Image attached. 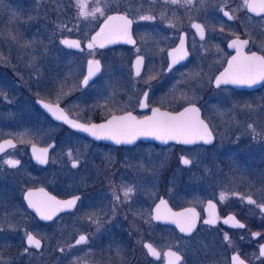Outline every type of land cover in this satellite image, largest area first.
Returning <instances> with one entry per match:
<instances>
[{"label": "flooded vegetation", "instance_id": "flooded-vegetation-1", "mask_svg": "<svg viewBox=\"0 0 264 264\" xmlns=\"http://www.w3.org/2000/svg\"><path fill=\"white\" fill-rule=\"evenodd\" d=\"M204 1L216 11H202L199 0H191V3L179 0L175 4L168 1L164 12L156 1L159 7L146 15L154 19H140L139 23L125 13L132 21V42L129 43L108 47L94 45L91 49L85 46L112 12L98 20L88 38L68 36L78 40L80 47L64 48L76 54H91L86 61L76 62L79 66L74 73V87L61 101L49 97L60 93V75L55 87L49 90L46 87L48 92L33 100L38 112L55 125V129L50 135H42L40 140L18 141L10 134L0 136V140L12 137L15 141L14 146L0 153V220L5 223L6 230L0 232V244H7L4 257L15 260L16 251L24 245L27 253L36 255L39 264H55L62 255L58 242L62 228L75 234L66 264H165V251L173 248L162 245L154 230L176 229L154 217L157 205L163 200L167 209H195L197 224L194 232L188 236L176 232L187 238L199 231L202 250L211 249L210 253L199 252V264H235L232 258L237 255L244 264H264V255L260 251L264 245V212L258 207L264 204V137L248 133L247 138V134H237L234 130L230 131L227 140H218L219 132L215 131L216 126L208 118L202 103L219 101V91L227 92L223 99L234 100L236 105L249 98L264 100V81L250 89L216 83L217 76L234 54L264 56V13L249 12L245 0ZM225 12L229 15L225 16ZM193 24L203 27V38ZM181 37L187 57L173 64V50L181 45ZM233 40L249 42L238 51L229 46ZM138 56L143 57L139 75ZM90 60L99 61V70L94 69L95 74L85 85L83 81L88 76ZM36 99L58 104L70 117L85 123L128 113L143 117L155 108L175 112L194 104L210 127L212 140L193 145L143 141L118 145L96 141L51 119L37 106ZM141 103L146 106L141 107ZM66 134L81 139V144L72 146L70 141L64 140ZM49 145L46 165L36 162L33 155ZM138 146L143 147V153L136 159L135 148ZM57 148L61 150L56 158L59 163L53 168L50 186L44 174L53 163L51 153ZM67 149H71V155L64 154ZM182 157L191 163L184 165ZM73 159L79 161L75 168L71 163ZM9 160H18L19 164L11 165L7 163ZM173 177L199 180V204L190 203L178 208L172 205L170 180ZM127 186L133 187L134 192L125 199L122 189ZM36 188H44L58 199H79L71 210L44 220L25 202V193ZM151 191L154 196L149 194ZM114 192L120 197L119 201L114 200ZM221 193L225 194L223 200ZM248 196L255 204L248 202ZM209 201L215 207L210 208ZM141 206L145 210L144 216L139 210ZM161 210L165 212V206H161ZM213 218L215 224L205 223ZM237 222L245 227H236ZM28 233L41 241L39 249L27 244ZM81 234L87 241L76 245ZM48 235L51 245L46 244ZM99 235L105 245L94 248L90 239ZM146 244L152 245L157 255L149 254ZM43 251H47L45 256L41 255ZM180 255L182 259L178 264L184 262ZM25 257L26 253H23L19 259Z\"/></svg>", "mask_w": 264, "mask_h": 264}, {"label": "rangeland", "instance_id": "rangeland-1", "mask_svg": "<svg viewBox=\"0 0 264 264\" xmlns=\"http://www.w3.org/2000/svg\"><path fill=\"white\" fill-rule=\"evenodd\" d=\"M156 1H159L161 12L165 11L167 2H171V0H147L144 3L141 1L131 3L128 0H83L86 12L92 13L96 8H100L103 14L95 12V15L80 16L76 0H0V136L10 134L18 141L40 140L42 135H50L55 129V125L38 112L33 100L55 87L57 77L60 75V93L52 96L50 94L49 97L60 101L67 98L70 88L74 87V73L76 66H79L76 62L86 61L91 55L76 54L64 48L65 46L60 44L62 38L77 35L82 39L88 38L97 27L98 20L118 4L124 6L121 12L133 17L135 23H139L142 15L146 16L153 12L154 8L159 7ZM199 9L205 12L216 11L204 0H199ZM226 93L219 91V101H202L208 118L213 120L216 126L215 131L219 132L217 139L227 140L230 131L234 130H237V134H247V138L248 133L261 134L264 137V100L249 98L239 101L236 105L234 100L223 99ZM64 140L70 141L72 146L81 144V139L67 134ZM70 150L67 149L64 154L69 155ZM60 151V148H57L53 154L51 153L53 163L49 164L44 174V177L47 176L44 179H49L46 181L50 186L52 172L58 167L59 158H56ZM141 153L143 147H136V159ZM170 183V199L175 208L190 203L199 204V180L186 181L173 177ZM149 194L154 196V191ZM139 210L144 216V208L141 206ZM3 230L6 231L5 223L0 220V232ZM59 231L61 235L58 236V242L60 251L61 249L63 251L55 264H66L70 242L75 234H69L62 228ZM154 232L162 240V245H168L182 254L184 257L182 264H199V252H211V249L202 250L199 244V231L187 238L180 236L174 229L155 228ZM48 236L46 244L51 245V236ZM90 244L94 248H102L105 245L100 235L93 236ZM6 247V242L0 244V264H39L36 255L27 253L24 245L23 249L16 251L15 260L10 259V256L4 257ZM23 253H26V257L21 260L19 257ZM46 254L47 251H43L41 255Z\"/></svg>", "mask_w": 264, "mask_h": 264}, {"label": "snow or ice", "instance_id": "snow-or-ice-1", "mask_svg": "<svg viewBox=\"0 0 264 264\" xmlns=\"http://www.w3.org/2000/svg\"><path fill=\"white\" fill-rule=\"evenodd\" d=\"M77 5L80 9L79 15L80 16H88V15H95V12H101L100 8H96L92 13H88L85 11L86 5L83 3V0H76ZM173 4L178 3L179 0H171ZM191 3V0H188ZM245 4L250 7L253 11L259 8L260 11L264 12V0H245ZM225 16L229 14L227 12L224 13ZM231 18V17H229ZM141 20H151L154 19L152 16H141ZM132 21L129 20L124 15H116V16H109L108 19L105 21V25L101 28L99 32L96 33L95 36L92 37L91 41L88 43L87 47L89 49L93 48L95 43L98 40H103L111 42L113 37L119 38H126L128 37V28L131 25ZM192 27L196 28L200 36L203 38L204 36V29L200 24H193ZM64 45L68 47H80V42L78 40L70 41L64 39L61 41ZM129 42H132L129 39ZM248 40H233V42L229 45L230 47H235L238 49L242 45L248 44ZM184 39L181 37V45L174 49V59L173 64L177 63L178 60H182L185 58L186 52L183 47ZM100 47H104V43H100ZM143 62V57H137V75L140 74V65ZM89 75L85 77L83 83L85 85L88 84L89 79L95 73L93 72V65L96 66V71L99 70V61H89ZM171 67V65H170ZM224 77L223 80L221 78H217V85L221 83H234V84H252L255 83L258 79H264V56H257L256 53H252L251 56H243L238 55L233 57L231 61H229V68L225 70L224 73L221 74ZM145 98H147L148 93H144ZM144 103H141V107H145ZM48 107V105H45ZM199 110L195 107L186 108L183 112L179 113L178 115H171L169 113H160L158 109H153V115L150 117H144L143 119H137L136 117L132 116L131 113H128L124 116H112L110 120L107 121L106 124L100 125H80L75 124L72 121H68L69 124L72 125L74 128L82 129L85 132L90 133L93 136L103 135L107 138L113 139L116 143H132L133 140L137 136H155L158 139H162L165 142L168 139L178 140L179 142L185 144L194 143L196 140H203L205 143L211 142L212 136L211 132L208 129V126L199 119ZM191 114V115H189ZM58 119L65 120L66 117L61 112ZM6 144L9 146H13L11 141H7ZM0 150H3V146H0ZM46 149L43 150L38 157L40 159L46 153ZM71 155V154H69ZM182 163L184 165H189L191 161L186 158L182 157ZM7 163L11 165L19 164L18 160H9ZM72 167H77L79 161L77 159H73L71 161ZM123 195L125 199H128L130 195L134 192L133 187L127 186L123 187L122 189ZM32 193L29 192L27 194V199L31 207L36 208L38 212H41L44 215L45 210H47L50 214L44 215L45 219H51V214H54L53 206L55 209H59L60 207L64 208H72L79 197H74L71 200L67 201H56L54 198H49V202L47 203H37L32 200ZM113 198L116 201L120 200V197L113 193ZM225 198V194H220V199L223 200ZM250 204H255V201L252 199L251 196L246 197ZM161 206H165V212L161 213ZM209 207L213 208L215 205L211 201H209ZM262 212H264V204L258 206ZM156 216L155 219H166L169 217H174V222L180 225V230L182 232L190 233L193 228L195 227V218L196 212L195 209H186L184 212L181 213H171L170 210L166 208V202L161 200L160 204L157 205L156 208ZM234 218V217H230ZM91 219V217H89ZM228 221L225 220V223ZM208 224H215L216 219H209L205 221ZM236 227L243 228L245 227L244 224L237 222ZM27 235V244L29 246H34L35 248L39 249L41 247V241L36 239L34 235L31 233ZM254 236H259L260 233H253ZM225 239L228 240L229 237L226 235ZM87 237L85 235H80L79 238L75 241L76 245H80L86 243ZM71 247V246H70ZM145 247L149 250L152 255H157V252L152 247V245L148 244ZM25 251L27 252L28 249L26 248ZM63 251V249H61ZM261 254L264 255V245L260 247ZM167 256L173 258L169 261V264H175V262L180 261L182 258L175 252H168ZM233 261L235 264H244L243 260L239 259V256H233Z\"/></svg>", "mask_w": 264, "mask_h": 264}, {"label": "water", "instance_id": "water-1", "mask_svg": "<svg viewBox=\"0 0 264 264\" xmlns=\"http://www.w3.org/2000/svg\"><path fill=\"white\" fill-rule=\"evenodd\" d=\"M247 10H248L249 12H251V13H254V14H261V13H264V12L260 11L259 8H257L255 11H253V10H252L250 7H248V6H247ZM116 15H124V16H126V17L130 20V18H129L124 12H120V11H118V12H112V13H110V14L105 18V20L103 21V23H102V25L100 26L99 30L95 31V32L90 36V39H89L87 42H85V46H86V47H87L88 43L91 41L92 37L95 36L96 33L99 32V31L101 30V28L105 25V21L108 19V17H109V16H116ZM64 39H67V40H70V41H75V40H76V39H74V38H69V37H64V38H62V39L60 40V44H61L62 46H65V47H68V46H67V45H64V44L61 42V41L64 40ZM129 39L131 40V25H130L129 28H128V37H126V38L113 37L112 40H111V42L105 41V40H103V38H101V40H98V41L95 43V45L98 46V47H100V43L103 42V43H104V47H108V46L115 45V44H117V43H121V42L129 43ZM87 48H88V47H87ZM241 54H242L243 56H251V55H252V54L244 55V53H236V54H234L232 57H230V58L228 59L227 64H226L225 68L223 69V71L221 72V74L224 73L225 70L229 68V61H231L233 57H236V56L241 55ZM257 56H258V55H257ZM185 57H187V56L185 55ZM94 69H96V68H93L92 70L94 71ZM88 70H89V66H88ZM221 74H220L219 76H217V78H221V80H223L224 77H222ZM88 75H89V73H88ZM91 77H92V76H91ZM260 81H264V79H258V80L256 81V82H258V83L255 82V83H252V84H234V83H230V82H229V83H225V84H230V85L235 86V87H243V88H248V89H250V88H255V87H257L258 85H260ZM35 102H36L37 106H39L43 111H45V112L47 113V115H49V117H50L51 119H53V120H55V121H57V122H60V123H62V124H64V125L68 126L70 129H72V130H74V131H76V132H79V133L85 135L86 137H88V138H90V139H93V140H96V141H103V142H108V143H111V144H118V145H122V144H123V145H132V144H134V143H136V142H138V141H143V142H155V143L160 144V145H166V144H168V143H179V144H184V145H193V144H196V143L204 142L203 140H196L194 143H191V144H185V143L179 142L178 140H173V139H168V140L165 142L164 140H162V139H158V138L155 137V136H137V137L133 140L132 143H124V142L116 143L115 140L110 139V138H107V137H105V136H103V135H99V138H98L97 136H93V135H91L90 133L83 131L82 129L74 128V127H72L71 124L68 123V121H72V122L75 123V124H80V125H85V126H90V125H93V124L100 125V124H106L107 121L110 120V119L112 118V116H124V115H111V116H109V117H107V118H105V119H103V120H101V121H98V122H89V123H85V122H82V121H79V120H77V119H74V118L70 117V116H69V115H68V114H67V113H66V112H65V111H64V110L58 105V104H52V103H49V102H46V101H43V100H40V99H36ZM45 105H48V107H45ZM190 107H195L196 109L199 110V113H198V115H199V119L202 120V121L208 126V129H209L210 127H209L208 123H207V122L202 118V116H201V111H200V109H199L196 105H194V104H189V105H187V106L183 107L182 109H180V110H178V111H175V112L167 111V110H161V109H158V108H155V109H158L160 113H169V114L175 116V115H178L179 113L183 112L186 108H190ZM61 112H62L63 115L66 117L65 120H61V119H58V118H57V116H59ZM152 115H153V110H152L148 115L143 116V117H136V116H134V115H132V116L136 117L137 119H143L144 117H150V116H152ZM189 115H191V114H189ZM209 131H210V129H209ZM211 136H212V134H211ZM211 140H212V139H211ZM7 141H11V144L14 146L15 141H14V139H13L12 137H6V138L2 139V140H0V146H3V150H0V153L3 152L4 150H6V149L9 148V147H12V146H9L8 144H6ZM50 148H51V145L42 148L41 151H40V153H39V151L36 152L35 155H33L35 161L38 162V163H40V164H42V165H46V163H47V152L49 151ZM45 149H46L47 151H46V153L44 154V156L41 157L40 159H38V157L40 156L41 152H42L43 150H45ZM29 192H31V193L33 194V195H32V200H33L34 202H37V203H47V202H49V198H54L56 201H61V202L73 199V198L58 199V198H56L55 196L49 194L44 188H36V189H30V190H28V191L25 193V202H26L27 206H28L33 212H35V213H36L41 219H44V220H50V219H45V218H44V215H48V214H50V213H49L47 210H45L44 215H42L41 212H38V211L36 210V208L31 207L30 204H29L28 199L26 198V197H27V194H28ZM73 207H74V206H73ZM73 207H72V208H73ZM72 208H64V207H60L59 209H55V206H53L54 214H51V218H53V217H54L57 213H59V212H62V211H69V210H71ZM186 209H194V208H192V207H184V208H181V209H178V210H174V209H171V208L168 207L167 210H170L171 213H181V212H184ZM195 212H196V211H195ZM161 213H164V211L161 210ZM196 216H197V214H196ZM154 217H155V216H154ZM161 220H162V222H164V223L171 224L172 226L175 227V229L177 230L178 233H180L181 235H185V236L191 235V234L194 232V230H195V228H196V224H197V218H195V227L193 228V230H192L190 233H188V232H182V231L180 230V225H178L177 223L174 222V220H175L174 217H169V218L161 219ZM81 235H84V234H81ZM79 236H80V235H79ZM79 236H78V238H79ZM35 238H36V237H35ZM78 238H77V239H78ZM36 239H37V238H36ZM146 245H148V244H146ZM33 247H34V246H33ZM153 248H154V247H153ZM147 251H148L149 254H151V253L149 252L148 249H147ZM155 251H156V250H155ZM170 251H171V252H175V253H177L178 255H180V254H179L177 251H175L174 249L166 250V251H165V258H166V259H165V264H169V261H170L171 259H173V258H171V257H169V256L166 255V254H167L168 252H170ZM151 255H152V254H151ZM180 256H181V255H180ZM180 261H181V260H180ZM180 261L175 262V264H178Z\"/></svg>", "mask_w": 264, "mask_h": 264}, {"label": "trees", "instance_id": "trees-1", "mask_svg": "<svg viewBox=\"0 0 264 264\" xmlns=\"http://www.w3.org/2000/svg\"><path fill=\"white\" fill-rule=\"evenodd\" d=\"M129 2L133 3L134 1L135 2H138V1H141V2H146L147 0H128ZM124 10V6L121 5V4H118L117 6H115L114 9L110 10V12H114V11H123Z\"/></svg>", "mask_w": 264, "mask_h": 264}]
</instances>
